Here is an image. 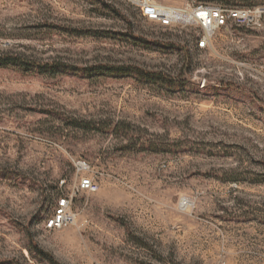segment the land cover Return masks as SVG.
I'll return each mask as SVG.
<instances>
[{
	"label": "rangeland",
	"instance_id": "obj_1",
	"mask_svg": "<svg viewBox=\"0 0 264 264\" xmlns=\"http://www.w3.org/2000/svg\"><path fill=\"white\" fill-rule=\"evenodd\" d=\"M191 38L123 0H0L30 63L0 67V264H264V16Z\"/></svg>",
	"mask_w": 264,
	"mask_h": 264
},
{
	"label": "built area",
	"instance_id": "obj_2",
	"mask_svg": "<svg viewBox=\"0 0 264 264\" xmlns=\"http://www.w3.org/2000/svg\"><path fill=\"white\" fill-rule=\"evenodd\" d=\"M123 1L132 6L144 21L161 29L179 35L186 30L192 31L191 44L196 51L208 50L211 38L219 32L234 34L255 30L264 16V9L261 7L229 6L205 0ZM81 166L86 167L85 162ZM97 190L98 185L89 177L81 178L76 188L77 193H93ZM71 201V196L58 199L54 214L45 222L47 229H61L74 222Z\"/></svg>",
	"mask_w": 264,
	"mask_h": 264
},
{
	"label": "trees",
	"instance_id": "obj_3",
	"mask_svg": "<svg viewBox=\"0 0 264 264\" xmlns=\"http://www.w3.org/2000/svg\"><path fill=\"white\" fill-rule=\"evenodd\" d=\"M0 67H2V68H4V67H16V68L28 70L30 67V63H27L25 60L21 59L18 56H13L11 54H4V55H0ZM95 69L98 72H100V71H103L104 68H102V67L91 68L89 70H85V72L91 73V72L95 71ZM112 70L115 71L116 73L124 72V69H121V68H112ZM135 71L138 72L137 70H135ZM144 74L148 77L155 76L154 74H150V73H144ZM40 254L43 255L42 252H40ZM47 259H50V258H47Z\"/></svg>",
	"mask_w": 264,
	"mask_h": 264
}]
</instances>
